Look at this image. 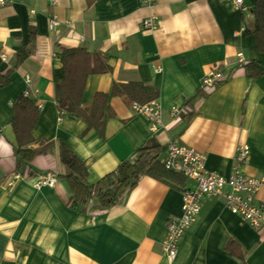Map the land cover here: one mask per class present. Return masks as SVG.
<instances>
[{
  "label": "crops",
  "instance_id": "crops-1",
  "mask_svg": "<svg viewBox=\"0 0 264 264\" xmlns=\"http://www.w3.org/2000/svg\"><path fill=\"white\" fill-rule=\"evenodd\" d=\"M254 2L245 0V10L234 8L231 0H156L152 7L141 0L0 4V72L10 70L17 50L30 40L31 30L36 32L32 55L0 87V264H264V225L251 227L220 196L202 202L176 258L167 257L162 243L168 220L181 214V190L193 184L186 177L173 185L142 175L121 203L84 213L71 206L69 186L57 177L64 170L57 140L87 162L88 180L95 183L151 138L165 148L160 159L177 138L205 153L208 170L221 175L231 172L236 148L249 144L244 171L264 177V75L249 79L237 57L242 52L264 66V52L247 31L254 22ZM150 16L158 26L144 29L141 21ZM53 18L58 25L51 24ZM58 45L100 52L112 67L89 75L85 106L93 104L98 92H110L114 82L141 81L160 92L161 129L152 131L149 120L120 96L107 101L103 136L94 128L85 131L84 119L61 117L54 91L64 78L55 55ZM216 66L236 74L187 106ZM27 89L43 104L33 130L36 141L56 144L24 169L17 164L11 118L13 102ZM174 105L184 113L174 117ZM42 174H54L56 184L37 187ZM258 199L264 202V183ZM231 240L233 254L227 249ZM238 253L246 254L245 261Z\"/></svg>",
  "mask_w": 264,
  "mask_h": 264
},
{
  "label": "trees",
  "instance_id": "trees-1",
  "mask_svg": "<svg viewBox=\"0 0 264 264\" xmlns=\"http://www.w3.org/2000/svg\"><path fill=\"white\" fill-rule=\"evenodd\" d=\"M93 4L96 0H87ZM254 22L247 29L255 36L257 48L264 52V0H255L252 7ZM35 30H31L30 40L21 45L16 52V62L7 73L0 72V87L5 86L10 80L11 74L17 66L32 55L35 44ZM55 55L61 60L64 70V78L56 84L55 95L60 116L68 115L72 118L84 119L87 122L85 131L94 128L103 136L107 119L105 109L111 96H120L124 102L132 107L134 102L145 104L159 99L160 92L152 85L141 81L114 82L110 92H98L93 104L85 106L83 103L84 90L89 75L107 73L112 67L106 57L97 51H90L86 47H66L58 45ZM249 79L264 75V66L254 59H247L242 65ZM225 72V71H224ZM223 83L236 74V70L225 72ZM208 91L201 89L187 101V106L199 96H207ZM30 94H20L13 102L12 125L16 134L15 144L16 158L19 167L29 169L32 160L39 154L49 153L56 144L54 140L43 139L36 141L33 130L40 117V107ZM114 114L109 110L110 116ZM190 112L186 116H190ZM59 157L64 170L57 177L64 180L71 191V206L80 211L88 212L95 209L110 208L121 203L129 190L135 187L142 175H150L170 184L184 182V178L178 172L167 169L161 162L160 156L164 147L154 138L137 149L133 154L120 162L117 168L106 174L95 183L88 180L89 170L85 160L62 140H57ZM31 169V168H30ZM235 242L231 240L227 244L228 251L233 254L231 246ZM235 253V252H234ZM245 261L246 254L238 253Z\"/></svg>",
  "mask_w": 264,
  "mask_h": 264
},
{
  "label": "built area",
  "instance_id": "built-area-1",
  "mask_svg": "<svg viewBox=\"0 0 264 264\" xmlns=\"http://www.w3.org/2000/svg\"><path fill=\"white\" fill-rule=\"evenodd\" d=\"M145 6L152 7L156 0H141ZM234 8L245 10L248 6L245 0H231ZM8 0H0L4 5ZM142 22L144 29H155L158 21L155 16L145 18ZM51 24L56 26L59 21L56 18L51 20ZM4 61H7L5 54L1 55ZM238 63L240 66L247 62V58L242 52L238 53ZM159 70V69H158ZM225 72L219 67H214L204 76L202 88L206 91L215 89L218 82L226 78ZM31 77L26 76L28 84ZM30 94L27 89L24 91ZM40 108L43 104L39 102ZM132 109L143 114L150 122L152 131H159L162 125V108L158 100H153L145 104L134 102ZM185 111L179 106H172L171 113L174 117L180 116ZM249 144H241L236 149L234 162L231 172L228 175L208 170L206 166V154L194 149L179 139L171 140L167 146L165 155L161 158L163 165L174 172L182 174L183 177L193 181L192 185H186L181 191L183 194L181 214L171 216L167 223V233L163 241V249L170 260H174L178 254L179 245L186 233L197 220L201 213L204 200L207 198L223 197L226 207L235 215L241 217L244 221L255 229H260L264 225V202L258 199V192L264 183V177L248 175L244 171V166L249 162L250 151ZM57 182L54 174H42L34 183L37 187L42 185L53 186Z\"/></svg>",
  "mask_w": 264,
  "mask_h": 264
}]
</instances>
